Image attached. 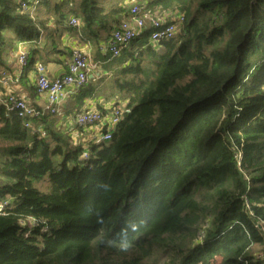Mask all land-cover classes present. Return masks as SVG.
<instances>
[{
	"label": "trees",
	"instance_id": "trees-1",
	"mask_svg": "<svg viewBox=\"0 0 264 264\" xmlns=\"http://www.w3.org/2000/svg\"><path fill=\"white\" fill-rule=\"evenodd\" d=\"M139 1L185 24L158 47L146 32L115 61L130 113L108 144L84 159L56 115L0 106V264H264V0ZM129 8L0 0V73L8 48L48 29L42 13L98 44ZM46 177L49 194L35 185Z\"/></svg>",
	"mask_w": 264,
	"mask_h": 264
},
{
	"label": "built area",
	"instance_id": "built-area-1",
	"mask_svg": "<svg viewBox=\"0 0 264 264\" xmlns=\"http://www.w3.org/2000/svg\"><path fill=\"white\" fill-rule=\"evenodd\" d=\"M23 7V11L30 9L26 5H23ZM184 24L185 17L179 12L165 11L161 7L150 8L146 4L134 3L129 8L128 16L120 22L111 34L107 46L109 53L107 61L112 63L119 59L124 50L148 31L150 37L146 47H158L161 43L176 38L183 30ZM71 25L80 29V19L71 18ZM25 45V43H18L16 50L18 64L22 71L28 67L30 61ZM99 65L100 63L92 61L89 53L80 49L73 51L68 64V72L60 78L50 79L46 74L45 66L38 64L36 66V88L40 95L47 98L48 105L44 109L37 110L31 107L26 99L11 95L6 101L7 109L11 112H16L23 119L40 120L48 114L58 115L60 113L58 105L65 96L66 90L68 88L82 89L85 87L90 81V74ZM109 112L103 113L94 110L92 107L83 109L76 114V127L83 130L97 128L100 133V143H109L117 126L125 115L130 113V109L127 106L120 108L116 105ZM25 126L26 128H31L32 122L27 121ZM39 132L42 136L46 135V132L40 126ZM73 138L75 139V137ZM89 157V152H87L83 158L88 159ZM9 202L11 201H6V199L0 201V214L4 212L6 206L10 204ZM257 257L264 259V250Z\"/></svg>",
	"mask_w": 264,
	"mask_h": 264
},
{
	"label": "crops",
	"instance_id": "crops-1",
	"mask_svg": "<svg viewBox=\"0 0 264 264\" xmlns=\"http://www.w3.org/2000/svg\"><path fill=\"white\" fill-rule=\"evenodd\" d=\"M129 3L132 6L136 2L129 0ZM124 16L122 20L126 18ZM41 17L50 18L48 29L43 32L38 41L21 42L26 44L25 48L27 51H30V49L39 50V53L30 57V60L34 59V64L28 70H26L27 67L22 71L18 64L17 44L16 46L13 45L11 48H8L4 53V59L10 70H3L0 73V106L6 105L9 96L13 95L17 98L26 99L27 103L37 110L44 109L48 105V100L37 91L36 66L43 64L46 69V74L50 79L60 78L68 72V64L73 51L75 49L83 50L90 54L94 63H100V65L90 74V81L83 87L84 90L68 88L65 96L58 105L60 113L56 116L61 117V120L55 116L57 126L64 129L70 135V133H73L71 131H75V128H77L75 118L71 120L68 116L65 119L60 114L66 113L68 115L73 112V116L76 117L79 111L91 107L103 113H110L109 111L116 104L111 100H107L102 91L106 89L112 91L114 89L113 78L114 80L116 79L115 75L118 73L120 66L116 64L113 69H107V65L115 63V61L112 63H108L107 61L109 59V53L107 51L109 41H101L98 44L86 41L83 30L65 32L55 25L56 22L53 15L42 13ZM88 90H91L92 95L90 97H84ZM67 103L68 106L64 107V104L66 105Z\"/></svg>",
	"mask_w": 264,
	"mask_h": 264
},
{
	"label": "rangeland",
	"instance_id": "rangeland-1",
	"mask_svg": "<svg viewBox=\"0 0 264 264\" xmlns=\"http://www.w3.org/2000/svg\"><path fill=\"white\" fill-rule=\"evenodd\" d=\"M57 1H61V0H57ZM131 1L137 2L140 4H146V2L144 3V1H139V0H131ZM96 3H97L98 7L103 8L107 11L114 9V8L121 7L123 5L125 7L130 6L129 0H96ZM69 7H70V5L68 3H65V5L63 7L64 8L63 10L65 13H66V10L69 9ZM67 16H68V14H67ZM93 51H94V48H93ZM114 66H115V64L107 65V69H110V68L113 69ZM113 83H114V78H113ZM102 93L104 94L105 98H107V100L113 101L120 108H125L127 106V102L125 101L123 94H121V92L118 91L115 87L112 91H109L108 89H106V90H103ZM67 106H68V103L66 105L64 104V107H67ZM69 108H71V107H69ZM64 114H60V115H62V117H64L65 119L68 116L70 117L71 120L75 118V116H73L74 115L73 112L71 114H68V115L66 113H64ZM56 117L61 120V117H59V116H56ZM75 129H76L75 131H71L73 133H70V135L72 137H75V139L72 138L74 144L75 145L80 144L83 147L84 151L87 152L90 149V147L97 145V144H100V138H99L100 133H99V130L97 128L90 129V130H83V129H79V128H78V130H77V128H75ZM76 136H77V138H76ZM0 147H1V145H0ZM4 164H5V158L0 155V169H1V167H3ZM35 185L37 188H39V190L42 193L49 194L53 191V189H52L53 183L47 177L45 178L44 182H41L39 184L36 183ZM6 201H11V198L10 197L6 198Z\"/></svg>",
	"mask_w": 264,
	"mask_h": 264
}]
</instances>
